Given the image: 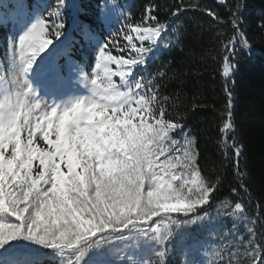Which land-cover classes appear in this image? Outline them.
<instances>
[{"label": "snow or ice", "instance_id": "obj_1", "mask_svg": "<svg viewBox=\"0 0 264 264\" xmlns=\"http://www.w3.org/2000/svg\"><path fill=\"white\" fill-rule=\"evenodd\" d=\"M66 4L55 0L30 22L25 0L0 9V20L22 24L18 35L5 39L10 62L0 74V250L8 252L10 242L22 238L51 249L58 264H169L179 238L182 264H264V220L246 215L237 199L245 193L251 201L229 83L238 70L237 45L252 50L242 26L244 0H236L227 18L199 9L215 22L208 24L215 42L209 54L215 51L222 64L220 99L226 100L220 110L204 105L218 111L217 145L224 151L214 178L200 166L198 135L185 130L184 117L169 111L171 97L161 94L157 77L165 73L149 71L162 45L172 46L164 43L170 31L176 44L183 42V13L198 5H172L167 19L152 0L139 18L123 12L125 23L96 45L89 63L78 58L71 31L66 34ZM98 7L97 23L123 9L119 0ZM74 30L94 43L92 25L77 21ZM233 173L235 183L225 189ZM258 211H264L259 204ZM229 221L233 227L221 232ZM196 231L231 242L193 237L185 245ZM0 264L18 262L0 253ZM25 264L46 262L38 254Z\"/></svg>", "mask_w": 264, "mask_h": 264}, {"label": "trees", "instance_id": "obj_2", "mask_svg": "<svg viewBox=\"0 0 264 264\" xmlns=\"http://www.w3.org/2000/svg\"><path fill=\"white\" fill-rule=\"evenodd\" d=\"M102 2H111V0H67L64 10L66 34L71 31V35L76 40L75 49L78 58L87 59L89 63H91L96 45L102 42L109 32L119 30L125 23L123 12L126 15L131 14L134 19L139 18L142 7L149 0H119L123 9L112 12L107 23L103 20L97 23L96 16L101 14L98 6ZM152 2L160 5L161 19L168 18L167 10L172 5L180 6L181 2L184 6L198 5L197 8H188L183 13L182 19L188 21L185 29L187 36L183 42L176 44V34L170 31L164 43H171L172 46L165 49L162 45L161 51L152 60L149 71L156 74L165 73L162 80L157 77L158 83L164 85L161 94L171 97L168 102L169 111L174 116L184 117L187 124L185 130L191 129L193 135H198V151L201 153L200 166L206 174L214 178L222 170L224 151L217 145V140L220 138L219 121L215 120L218 111L214 112L204 105H213L220 110L226 100L221 101L220 99L223 95L221 88L224 80L220 75L223 70L222 64L218 65L214 59L217 55L215 51L209 54L215 42L211 39L214 33L209 32L208 24L215 22L199 9L207 6L225 14L227 18L226 14L230 8H234L236 0H227L225 4L218 3V0H152ZM53 3L55 0H25L30 13L29 17L32 20L46 11L47 5ZM244 3L247 7L241 17L242 26L247 32L252 50L249 52L240 44L237 45V54L233 64L239 61L238 70L230 74L229 83L234 82L235 87L234 122L244 147L241 171L249 174L248 192L251 194V201L249 202L245 193H240L237 199H243L248 209L246 215L250 218L259 215L261 220H264V211H258V204L264 209V28L260 27L264 23V0H244ZM8 8L9 0H0V9L7 12ZM77 21H83L95 28V41L91 46L74 30V23ZM197 23L204 25L203 31L197 27ZM9 25L10 21L0 20V40L2 41H0V54L5 48V39L9 36ZM228 36H231L230 31H228ZM223 55L224 53H220V56ZM0 65L2 67V63ZM217 68L220 71H217ZM181 81H183V87H181ZM226 135L230 136L231 131ZM232 183H235L234 173L233 179L225 183V189ZM216 210L215 206L209 209L211 213ZM232 227L229 221L227 227L223 228L224 233ZM238 227L240 234L246 233L243 224H239ZM257 231H260L259 227ZM193 237L197 240L207 239L208 233L207 231L193 232L191 237L185 239L184 244L190 245ZM208 240L212 241V238L209 236ZM215 241L223 244L231 242L220 241V238L219 240L216 238ZM174 243H177L178 247L175 255L169 258V264H182L185 257L181 254L183 249L179 247V238ZM0 253L4 261H15L18 264H25L38 254L42 256L46 264H58V260L53 258L54 253L51 249L34 242L30 246L13 244L8 252L4 253L0 250Z\"/></svg>", "mask_w": 264, "mask_h": 264}, {"label": "rangeland", "instance_id": "obj_3", "mask_svg": "<svg viewBox=\"0 0 264 264\" xmlns=\"http://www.w3.org/2000/svg\"><path fill=\"white\" fill-rule=\"evenodd\" d=\"M110 16H111V14H110ZM31 20H32L31 17H29V22H30ZM1 21L5 22V21H10V20L5 19V20H1ZM21 28H22V24H21V23H14V22L10 21V25H9L10 32H9V35H12V36H16V35H18L19 32L21 31ZM0 41H1V40H0ZM1 42H2V41H1ZM0 44H1V43H0ZM9 58H10V53H6L5 48L2 49V53L0 54V63H2V67H1V65H0V74H3V68H4V65H5V64H8V63L10 62ZM37 82H38V81H37ZM81 91H82V89H81ZM216 211H217V210H216ZM216 211H215V212H216ZM215 212L213 213V215L215 214ZM212 227H215V224H214V223L209 225V228H212ZM220 231H221V232H224V229H220ZM207 233H208V232H207ZM209 236L212 238V241H215L216 238H217V240H219V238H220L219 236H217V235L215 234V232H213L211 235H209V233H208V237H207V239L209 238ZM216 242H217V241H216ZM31 243H32V241H30V240H24V239H22V238L10 242L11 245H13V244H19V245H21V246H30ZM192 243H193V242H192ZM192 243H191V244H192ZM115 247H116V248H121L122 245H121L120 243H116V244H115Z\"/></svg>", "mask_w": 264, "mask_h": 264}]
</instances>
